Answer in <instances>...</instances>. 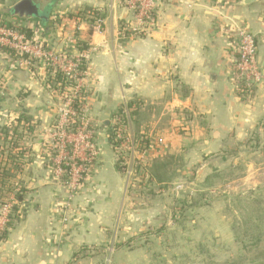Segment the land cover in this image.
I'll list each match as a JSON object with an SVG mask.
<instances>
[{"label": "crops", "instance_id": "1", "mask_svg": "<svg viewBox=\"0 0 264 264\" xmlns=\"http://www.w3.org/2000/svg\"><path fill=\"white\" fill-rule=\"evenodd\" d=\"M19 1L0 0L1 22L27 32L55 55L69 49L75 54L71 44L76 42L95 48L88 61L85 115L94 129L96 156L72 198L68 221L62 222L58 207L66 194L59 195L43 147L58 106L46 88L48 65L40 59L8 71L9 51L1 49L0 127L12 121L27 154L15 178L25 189L23 217L0 242V264H99L98 258L74 254L106 245L110 234L127 238L155 223L148 208L131 210L150 199L125 193L108 140L109 123L123 103L136 109L129 132L150 141L147 169L167 163L168 183L176 189L186 171L206 176L224 169L236 154L253 153L254 140L244 144L249 137L256 135L264 152V0H159L151 31L127 38L121 37L120 23L131 25L132 14L122 0H33L42 18L22 19L6 12ZM84 7L103 11L100 31L90 32L86 21L69 18ZM236 26L246 27L256 42L262 76L250 101L236 96L232 82L229 43ZM159 137L161 144L155 141Z\"/></svg>", "mask_w": 264, "mask_h": 264}, {"label": "rangeland", "instance_id": "2", "mask_svg": "<svg viewBox=\"0 0 264 264\" xmlns=\"http://www.w3.org/2000/svg\"><path fill=\"white\" fill-rule=\"evenodd\" d=\"M258 143L216 173L186 171L178 189L174 182L156 188L154 181V187L128 189L129 196L149 197L146 206L131 210L148 208L155 223L127 238L110 234L106 245L78 250L75 258H98L99 264L264 263V152Z\"/></svg>", "mask_w": 264, "mask_h": 264}, {"label": "built area", "instance_id": "3", "mask_svg": "<svg viewBox=\"0 0 264 264\" xmlns=\"http://www.w3.org/2000/svg\"><path fill=\"white\" fill-rule=\"evenodd\" d=\"M122 2L132 14L129 28L133 35H147L154 27L155 19L153 20L152 16L156 12L159 0H122ZM102 24L103 21H95L92 25L93 31H100ZM71 45L73 50L75 43ZM4 47L14 52L13 55L7 54L8 71L20 67H32L37 60L43 59L48 65L49 76L59 72L64 79L74 84V86L58 85L57 91L46 86L56 96L58 106L55 122L47 130V139L43 145L48 154L50 176L59 189V195L63 192L66 194L65 201L58 207V213L61 221L67 222L72 198L82 188L86 176L95 165L94 129L85 115L86 101L80 108L81 113L72 107L73 102L80 99L81 94L86 92L88 87L90 79L88 61L95 48L90 47L85 53L75 54L69 49L61 55H55L38 41L27 38L24 32L0 21V54ZM229 51L234 55L232 82L236 96L242 101H250L262 75L257 61L255 38L246 27L236 26L230 31ZM80 64L85 67L82 71L78 69ZM135 110L134 105L129 108L127 103H123L114 112L107 128V135L114 142L111 148L115 162H120L122 166L125 193L128 189L135 188L137 183L145 186L151 183L146 172L148 148L140 146L135 136L128 130L130 113ZM155 141L157 144L163 143L161 137ZM148 144L150 145V141ZM81 152L83 156H80ZM13 203V197L10 196L0 203V231L11 214Z\"/></svg>", "mask_w": 264, "mask_h": 264}, {"label": "trees", "instance_id": "4", "mask_svg": "<svg viewBox=\"0 0 264 264\" xmlns=\"http://www.w3.org/2000/svg\"><path fill=\"white\" fill-rule=\"evenodd\" d=\"M69 18H73L74 20H84L88 23L89 31L92 32V25L95 21H103L104 14L103 11L100 9H95L92 7H84L82 10L77 11L75 13H72L69 15ZM153 20L155 19V14L152 16ZM130 23V22H129ZM129 23L127 26L121 22L120 23V34L121 37H130L132 36V32L130 30ZM102 28V26H101ZM25 36L28 37L27 32H24ZM45 47V46H43ZM74 49L78 53H85L88 50V46L83 42H76L74 45ZM9 51V50H8ZM10 55H13V51L8 52ZM87 68V67H86ZM79 70H84L85 67L83 64H80L78 67ZM89 69V68H88ZM64 84H67L68 86H74L72 81L64 79V76L56 72L53 76H48V79L46 81L47 88L57 91L58 85L63 86ZM87 96L86 92L81 94V98L77 99L73 102L72 107L75 111L80 112L81 106L85 103V99L82 100L83 97ZM128 107H132V104H128ZM119 111H121L119 109ZM135 114V112L131 111L130 116ZM21 120H23L25 123H29L30 119L25 117H20ZM16 124V120H13ZM14 126L12 125V121L8 122L7 124H4L0 127V203L5 199V196L8 194L13 195V206L11 214L7 218V222L4 224L2 230L0 231V242H5L9 230L22 219L23 214L20 212V205L23 200L25 189L23 186L15 182L16 176L21 172L22 166L24 164V159L27 154V150L22 148V146H19L20 134L16 133L14 130ZM110 145H113L114 142L112 141V138L108 137ZM135 140L137 143L145 147L146 149L149 148L148 141L149 139L142 136H135ZM258 145L259 140L258 137L255 135L252 138H248L244 143L248 144L251 141H253ZM264 142V138H263ZM167 163L162 162H155L153 165H151L150 169L147 170L148 172V179L149 181H154L155 183H168V177H166L165 169H166ZM117 169L120 173H122V166L120 165V162L116 163ZM7 197V196H6ZM3 199V200H2ZM257 216L255 219L259 221L258 214H255ZM252 219L254 217H251ZM245 225L247 223L245 222ZM97 247H83L80 249V251H86V250H96ZM264 264V263H259Z\"/></svg>", "mask_w": 264, "mask_h": 264}, {"label": "water", "instance_id": "5", "mask_svg": "<svg viewBox=\"0 0 264 264\" xmlns=\"http://www.w3.org/2000/svg\"><path fill=\"white\" fill-rule=\"evenodd\" d=\"M6 12L11 17L16 18H42L38 6L33 0H20L14 4L11 8L7 9ZM106 123L105 125H107Z\"/></svg>", "mask_w": 264, "mask_h": 264}]
</instances>
